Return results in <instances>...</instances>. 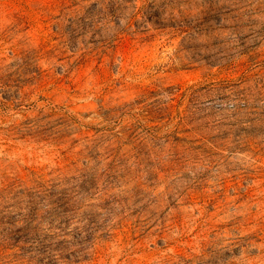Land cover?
<instances>
[{
	"label": "rangeland",
	"instance_id": "rangeland-1",
	"mask_svg": "<svg viewBox=\"0 0 264 264\" xmlns=\"http://www.w3.org/2000/svg\"><path fill=\"white\" fill-rule=\"evenodd\" d=\"M242 3L0 0V264H264V12L234 32ZM25 227L50 249L16 254Z\"/></svg>",
	"mask_w": 264,
	"mask_h": 264
},
{
	"label": "trees",
	"instance_id": "trees-1",
	"mask_svg": "<svg viewBox=\"0 0 264 264\" xmlns=\"http://www.w3.org/2000/svg\"><path fill=\"white\" fill-rule=\"evenodd\" d=\"M245 6H249L250 8L249 9H246L244 11H241V12H239L236 15L233 16L234 23L232 24V26H233L232 30L234 32H238L239 31V28L241 26L247 25L248 23H250V24L257 23L258 21L255 18H252L251 19L250 17L252 15H254V14L255 15L256 14H262L264 12V0H261V1H259V0H243L242 5H240L237 8H242V7H245ZM243 16H247V22H242V17ZM194 18L195 17H193V18L191 17V18L187 19V21L192 22L194 20ZM191 24L192 25H190V23H189V24H187V26L190 27V28H192V26L193 25H196L197 23L195 21H193V23H191ZM222 26L223 27H227V25H224V24H222ZM257 34H260V33H257ZM241 36H245V35L243 34ZM258 36L264 37V34H260ZM240 100H241L242 106L248 105V99L246 97H243ZM61 204H58V208L61 210L62 213H66L67 214V217H68V218H66L67 221H68V219H71V218H75L76 217L75 211H73L72 209H67L63 205V203H61ZM51 210L53 211V215L56 216V208H52ZM30 215L33 216V215H35V213L33 212ZM75 229H78V226H75ZM24 230H26V232H25L26 237H24V239H23L24 241L23 242H25V243L27 242V243H29V245L28 246H25V245H19L18 246V245H16V246H18V250H20V253H17V251H16V254H22V252H30V251H37L38 253L39 252L40 253H43L44 251L50 249L49 245L47 244V243H50V242H44L43 240H38V238L36 236L35 237L34 236L31 237L32 236V233L34 235L35 232L29 231V229L27 230V227H25ZM83 237L84 238H81V239H78V240H81L83 242L84 241L85 242L86 241H89L90 240V237H91V233H89V235H85ZM34 245L39 246V248H37ZM14 256H16V255H14ZM13 260L15 261V260H18V259L15 258ZM17 262L22 263L23 260H18Z\"/></svg>",
	"mask_w": 264,
	"mask_h": 264
}]
</instances>
